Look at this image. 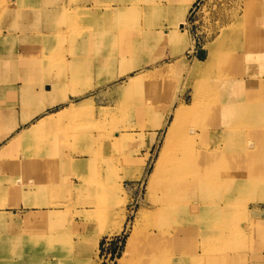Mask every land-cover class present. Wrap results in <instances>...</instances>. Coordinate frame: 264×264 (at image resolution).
Listing matches in <instances>:
<instances>
[{"label":"rangeland","instance_id":"1","mask_svg":"<svg viewBox=\"0 0 264 264\" xmlns=\"http://www.w3.org/2000/svg\"><path fill=\"white\" fill-rule=\"evenodd\" d=\"M80 2L95 4L93 11L104 15L98 12L89 16L87 8L72 9ZM171 2L19 0L13 4L10 0H0V75L7 68L13 71L15 64L23 63V45L31 44L40 49V56L35 59L43 63L45 71L57 77L63 76L67 87L76 86L84 90L83 95L76 97L77 104L83 100L90 102L89 111L69 118L65 128L53 129L50 134L43 131L25 137L19 141V151L16 152L32 161V158L40 159L46 146L52 144L67 149L78 163L91 161V152L96 157L92 168L85 165L83 169L78 168V174L73 172L72 177L77 179V184L73 185L75 192L69 199L53 202L57 210L46 211L42 217L32 214L29 219L24 218L28 219L24 230L14 227L9 237L0 236V240L6 237L13 240V234L19 233L23 237L36 238L26 243L28 247L39 245L38 248H30V254L25 257V261L30 262L28 264H128L127 257L147 251L144 235L147 232L160 233L153 226L158 217L154 215L156 211H153L149 195V174L128 177V168L133 159L140 163L146 158L147 171H152L160 156L173 111L160 129H156L155 119H163L172 99H176L174 108L181 103H192L195 97L201 98L197 91L199 83L212 86V90H208L209 101L206 100V104L218 106V100L213 97L224 92H231V96L239 95L242 89L238 82L243 81V74H247L252 64L259 62L253 68V74H264L259 72L264 69V0H196L183 26L188 34V47L176 55H172L175 47L172 49L169 44H159L165 28L161 21L165 17H154L152 6H149L158 3L166 9ZM125 3L145 6L147 13H138L139 7H131L126 8L125 15L117 16L115 8ZM69 18L75 19L69 21ZM108 28L111 34H108ZM253 32H258L255 41L258 50L252 58L248 49L252 41H248L252 40ZM142 40L147 51L144 58L151 57L155 61L143 68L150 69L145 72H140L141 68L127 69V65L137 59L132 54L137 48L131 45ZM110 50L113 54L108 63ZM209 51L212 53L207 64L195 63L197 59L205 60ZM178 59H183L185 66L180 65ZM166 63L172 66L168 71H162L160 68ZM260 65L263 69L258 68ZM140 73L144 74L140 85L129 97L125 96L120 87L128 81L127 75ZM19 75L12 82L24 85L26 81L21 78L22 72ZM2 98L0 110L7 107V99L3 98L4 102ZM23 102V98L19 102L15 99L9 107L14 106L15 111L33 109V104ZM102 110H107L105 117H102ZM118 134L122 137L114 143V135ZM253 190L241 189L233 201L234 222L236 220L240 225L239 242L235 248L227 246L220 238L214 241L215 229L198 230L201 220L206 219L200 215V224L197 221L196 228L191 227V231L187 229L191 225L185 227L186 232L182 235H185V240L179 242L181 245L165 240L159 251H153L151 246L149 251L159 257L170 258V262L166 260L164 264H174L176 255L183 254L186 249L200 254L211 251L214 258L233 254L234 264L255 263L264 252V198L261 194H253ZM123 202L124 218L122 211L120 213ZM222 205L226 204L222 202ZM22 223L16 222L17 225ZM135 225L142 234L128 245ZM3 228L5 221L0 223V234L4 233ZM39 229L45 231L40 232ZM170 232L171 239L178 237L175 236L178 234L176 229ZM245 233L249 239L244 250L241 238ZM97 238L96 247L93 243ZM189 253L186 251L184 255Z\"/></svg>","mask_w":264,"mask_h":264},{"label":"bare ground","instance_id":"2","mask_svg":"<svg viewBox=\"0 0 264 264\" xmlns=\"http://www.w3.org/2000/svg\"><path fill=\"white\" fill-rule=\"evenodd\" d=\"M18 1L10 0L13 4ZM195 1L172 0L169 5H165L166 9H163V6L158 5V3L149 5L152 6L150 8L154 11V17L158 18L160 15L165 17L161 21L165 28L162 29L163 32H161L162 35L158 42L159 44H169L172 49L175 47L173 50L176 51L172 52V55H176L188 47V34L183 26L186 15ZM73 9L79 11L78 8ZM144 12H146L145 6H140L138 13ZM152 22L158 23L155 20ZM257 35L258 32H253L252 40L250 38L248 41L250 43L252 41V44L248 45L249 56L252 58L257 55L258 49L255 45ZM131 47L137 48L136 51H132V54L136 56L134 58L137 59L131 61L126 68H141L140 72L150 70L149 68L143 70L144 67L155 61L151 57L144 58L147 52H145V42L139 41L138 44H133ZM211 53L209 51L210 56L208 54L206 60L197 59L195 63L207 64L211 59ZM178 60H180L179 64L182 63L185 66L186 63L183 62V59ZM141 62L142 64L139 66ZM258 64H252L247 74L245 73V76L243 74V81L238 82L239 88L243 92L246 91L245 94H241L242 90L237 96H231V92H224L222 95L219 93L213 97H216V101L218 100V106L207 105L206 100L209 101L207 98L208 90H212V86L199 83L197 91L198 95H202L201 98L195 97L192 103H181L174 108L176 99H172L165 114H163V119L162 117L155 119L154 125L157 126L156 129H160L167 122L170 112L173 111L160 156L150 172L147 171L146 158L140 163H137L136 158L133 159L128 168V177L137 178L142 174H149V195L152 200L153 211H156L154 215L158 217L153 226L157 227L160 233L147 232L144 235L148 244L147 251L142 250V253L138 255L127 257L128 264H164L166 260L170 262V258L152 254L149 251L150 246L153 251H159V247L161 249L162 242L165 240L168 243L173 240L174 243L177 242L178 244L181 240L184 241L185 235L184 237L182 235L186 232H184L185 227L191 225L187 229L196 228V222L200 215L206 216V219L201 220L202 225H199L198 230L202 228L215 229L214 241L220 238L229 247L238 246L240 225L236 223V220L234 222L235 213L231 210L233 201L236 200L241 189H246V191L254 189L253 194L264 192V74L255 75L252 73L253 68ZM171 66L172 64L166 63L160 69L168 71ZM258 68L261 69V65ZM259 72L264 73V69L259 70ZM143 75V73L135 76L127 75L128 81L120 87V91L129 97L140 85ZM215 104L217 103L215 102ZM89 109L90 102L88 100H83L81 104H72L59 113L58 121L61 118L73 119L81 113L88 112ZM106 112L107 110L101 111L102 117H105ZM121 137L119 134L114 135V143H118ZM90 154L92 160L86 164L78 163V168L83 169L85 165H88L90 169L94 166V158L96 157L92 156V152ZM222 202L226 205L223 206ZM120 208V213L122 211V218H124V202ZM198 223L200 224L199 221ZM171 229H176L178 234L175 233V236L178 237L171 239ZM192 229L190 230L192 231ZM39 231L44 232L45 230L39 229ZM180 231L182 232L179 233ZM141 234L135 225L128 238V245ZM245 234L241 238L244 250L249 239V235ZM12 238L17 242L16 245H20L21 242H31V239L36 240L31 236L23 237L19 233L13 234ZM98 239L93 243L96 247L98 246ZM190 250L186 249L188 253L191 252L189 253L190 256L189 254L184 255L186 252L184 250V253L176 255L174 260L180 264H185L184 258H191V264H234L233 254L214 258L211 251L200 254L196 250ZM227 258L230 259L226 260ZM225 260L226 262H224Z\"/></svg>","mask_w":264,"mask_h":264},{"label":"crops","instance_id":"3","mask_svg":"<svg viewBox=\"0 0 264 264\" xmlns=\"http://www.w3.org/2000/svg\"><path fill=\"white\" fill-rule=\"evenodd\" d=\"M77 7L87 8L89 16L90 13L92 16L98 12L104 15L103 12L93 11L95 7L93 3L89 5L86 2L76 3L72 9ZM131 7L140 6L138 4L129 6L125 3L116 7L114 12L121 16V13H126V8ZM107 31L111 34L110 28ZM23 46L24 62L15 64L13 71L7 68L5 71L7 73L0 75V97L7 99V107L4 106L3 110H0V223L5 221V228L2 229L4 233L0 234L2 237H9L14 227L24 230L27 227L26 221L36 213L42 217L46 211L57 210L52 203L73 196L75 192L73 185L77 184V179L72 175L73 172L79 173L78 159L73 160L67 149H60L57 145L48 144L41 158L36 160L32 158V161L26 155H19L16 152L19 151L17 150L19 141L25 140V137L43 131L50 134L53 129L65 128L69 118H61L58 121L59 113L76 104V97L84 94V90L76 86L67 87L63 76L57 77L43 69V63H38L35 59L40 56L38 47L31 44ZM112 54L111 50L107 53L108 63ZM19 72H22L21 78L26 81L24 85L12 82L20 77ZM20 98H23L26 105L33 104V109L15 111L14 106L9 107L15 99L19 102ZM13 154L16 157L12 156ZM259 194L264 198V192ZM17 221L23 223L17 225ZM7 237L0 240V264H28L29 261L26 262L25 257L30 254V248H38L39 245L28 247L23 242L16 245L14 240ZM184 259L185 264H191V258ZM174 264L180 263L174 260ZM253 264H264V252Z\"/></svg>","mask_w":264,"mask_h":264}]
</instances>
